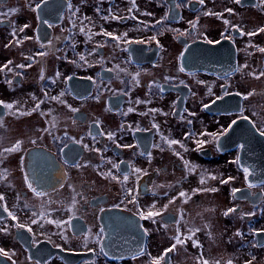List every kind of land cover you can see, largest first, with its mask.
Returning <instances> with one entry per match:
<instances>
[{
    "label": "flooded vegetation",
    "instance_id": "obj_1",
    "mask_svg": "<svg viewBox=\"0 0 264 264\" xmlns=\"http://www.w3.org/2000/svg\"><path fill=\"white\" fill-rule=\"evenodd\" d=\"M93 1L0 0V264H264V4Z\"/></svg>",
    "mask_w": 264,
    "mask_h": 264
},
{
    "label": "snow or ice",
    "instance_id": "obj_2",
    "mask_svg": "<svg viewBox=\"0 0 264 264\" xmlns=\"http://www.w3.org/2000/svg\"><path fill=\"white\" fill-rule=\"evenodd\" d=\"M42 2H43V4L46 6L47 3H48V0H42ZM236 2H237V3H240V0H236ZM199 3L203 4V3H204V0H199ZM69 7H71V5H69ZM36 8H37L38 10L41 9V3H37V4H36ZM10 11H12V10H10ZM227 11L231 12L232 10H231V9H228ZM2 15H7V13H4V14H2ZM115 18H116V19H120V17H115ZM44 22L47 23V21H44ZM225 23H228V21H225ZM25 27H27V26L25 25ZM49 27H51V25H49ZM193 27H195V25H193ZM21 30H22V29H21ZM83 30H84V29L81 28V31H83ZM259 31L264 32V28H261ZM103 34L106 35V36L112 37L113 40H115V41H119V40L121 39L119 36H114V34H113V33H110V32H105V33H103ZM186 34H187V33H182V35H186ZM247 34L251 36V35H255L256 33H255V32H249V33H247ZM124 35L127 36V33H125ZM228 39H231V37H228ZM132 42L140 43V42H142V41H129V40H125V41H124V43H132ZM208 42H209V43H216V44H219V43H220L219 40H217V41H211V40H209ZM49 43H51V41H49ZM186 50H187V49H186ZM260 51H261V52H264V48L260 49ZM40 55H44V53H40ZM183 55H184V54L181 53V60L183 59ZM29 59H31V58H29ZM80 59H81V60H84L85 58H84V56H81ZM9 63H10V62H9ZM24 66H25V65H20L19 67H24ZM28 66H31V65H28ZM237 70H239V69H237ZM180 71H184V67H183V65H181ZM57 75H59V73H57ZM129 75H132V74L129 73ZM135 75H136V76H139V72H137ZM261 75H264V73H261ZM43 78H44V77L41 76V79H43ZM67 79H71V77H68ZM133 79H135V77H133ZM53 83H55V80H53ZM221 87L223 88L224 85H222ZM226 94H228V93H226ZM63 95H64V93L61 92L59 96H52V97H50V99H52V100H59L60 97H62ZM96 98L99 99L98 96H97ZM221 99H223L222 96H217V97H216V100H221ZM137 102H139V101H137ZM2 103H3V102L0 101V104H2ZM41 103H43V101H41ZM213 103H215V101H213ZM5 107L11 108L12 105H11V104H7V105H5ZM38 107H39V105H37V108H38ZM203 107H204L205 109H207V108L209 107V105H208V104H205V105H203ZM69 108H71L70 105H69ZM35 110H36V109H33V111H35ZM71 111L76 112V111H78V109H74V108H72ZM129 111H132V109L130 108ZM241 119H246V117H241ZM236 123H237V121H236V120H233V121L231 122V124L228 126V128L224 129L222 133H218V134H215V135H216L217 137H219L220 135H224V134H226L228 131H230V130L232 129V126H233V125H236ZM121 127H123V125H122ZM259 134H260L261 136H264V131H260ZM89 135H91V133H89ZM112 135H113L112 133H109V134H108V136H109L110 139L112 138ZM189 135H190V134H189ZM33 143H35V141H33ZM77 143H79V141H77ZM169 143H170V144H176V143H178V141L171 140V141H169ZM203 143H204L203 141H197V145H198V147L201 146ZM18 147H19V144L17 145V148H18ZM125 147H131V146H130V145H125ZM153 147H158V146H157V145H153ZM240 147L243 148L244 145L241 144ZM14 150H15V149H9V151H14ZM97 151H99V150H97ZM149 155H150V153H149ZM64 163L67 164L68 161L65 160ZM74 166H75V167H81V165H79V164H75ZM186 166H187V163H186ZM114 167L119 168V165H118V164H117V165H114ZM133 172H134V173H140V172H141V169L134 168V169H133ZM245 172H249V169L246 168V169H245ZM29 175H30V174H25V180H28V181H29V182H28V187L31 188V189L36 193L37 196L44 195V192H43L42 190H37L36 188L33 187V184H34L35 182H34V181H31V180L29 179ZM212 178L215 179V177H212ZM123 179H124L125 181H127V180L129 179V175H128V174H125V175L123 176ZM229 179H231V178H229ZM227 182H228L227 180H222V181H221V183H227ZM201 183H204V180H203V179L201 180ZM252 186H254V185H250V187H252ZM196 191H200V190H196ZM234 191H240V190H239V189H236V190H234ZM179 195H180V197H184V196L186 195V193L181 192ZM3 199H4L3 195H0V200H3ZM172 202H173V201H169V203H172ZM165 207H167V206H165ZM5 210H7V209H5ZM228 211L231 212V211H233V209H229ZM225 214L227 215V213H225ZM9 215L12 216V219H13V220L16 219V216L13 215L12 213H9ZM159 215H160L159 212L149 211V212L147 213V215L145 216V218H146V219H150V218H153V217H155V216H159ZM31 223H37V221H36L35 219H33V220L31 221ZM18 227L23 228V227H25V225H23V224H19ZM5 231H6V229H5ZM28 231H31V228H28ZM190 231H192V230H190ZM101 232H103V229H101ZM175 239H176V244H182V243L184 242L183 240L180 239L179 236H177ZM176 244H173L170 248L166 249V250H165V255H166L167 253H169V252H172L173 249L176 248ZM101 251H103V248H101ZM0 254L7 255V253H5V252L3 251V249H0ZM165 255H161L160 257L156 258V259L153 261V264H161V262L164 261V259H165ZM37 264H39L38 261H37ZM203 264H207V261H204ZM229 264H231V262H229Z\"/></svg>",
    "mask_w": 264,
    "mask_h": 264
},
{
    "label": "water",
    "instance_id": "obj_3",
    "mask_svg": "<svg viewBox=\"0 0 264 264\" xmlns=\"http://www.w3.org/2000/svg\"><path fill=\"white\" fill-rule=\"evenodd\" d=\"M51 1H53V0H48V3L49 2H51ZM243 2H248V1H251V0H242ZM253 2H256V0H254ZM47 3V4H48ZM214 47H216V46H214ZM187 64H188V62H186ZM127 239H133V240H138V241H140L141 240V242H143V240H144V235H143V237L140 235V232H137L136 230H134L133 232H129L128 234H127ZM142 245H141V247L140 246H138V247H134V246H127V247H125V248H123L124 250H126V251H139L140 249H142V247H143V243H141ZM106 248V250L108 251V252H111V249H110V247L109 248H107V247H105ZM115 249H118V248H115V247H113V251H115ZM114 253V252H113Z\"/></svg>",
    "mask_w": 264,
    "mask_h": 264
},
{
    "label": "rangeland",
    "instance_id": "obj_4",
    "mask_svg": "<svg viewBox=\"0 0 264 264\" xmlns=\"http://www.w3.org/2000/svg\"><path fill=\"white\" fill-rule=\"evenodd\" d=\"M261 1H262L261 4H264V0H261ZM99 2H100V0H94L93 2H89L87 4H95V3H99ZM101 4H113V3L110 0H101ZM216 4H219V1ZM258 21H260V20H258ZM256 23H257V21L254 19V21H252L251 24L254 25ZM247 25L249 26V24H247Z\"/></svg>",
    "mask_w": 264,
    "mask_h": 264
}]
</instances>
